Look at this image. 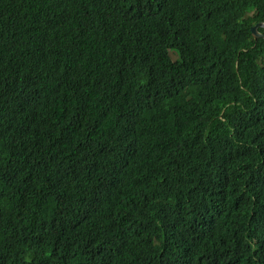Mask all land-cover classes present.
Listing matches in <instances>:
<instances>
[{
    "label": "trees",
    "instance_id": "16d2710c",
    "mask_svg": "<svg viewBox=\"0 0 264 264\" xmlns=\"http://www.w3.org/2000/svg\"><path fill=\"white\" fill-rule=\"evenodd\" d=\"M258 23L264 0H0V264H264Z\"/></svg>",
    "mask_w": 264,
    "mask_h": 264
},
{
    "label": "water",
    "instance_id": "95a60500",
    "mask_svg": "<svg viewBox=\"0 0 264 264\" xmlns=\"http://www.w3.org/2000/svg\"><path fill=\"white\" fill-rule=\"evenodd\" d=\"M259 29H264V23H258L250 29L251 35L254 39H264V35L259 33Z\"/></svg>",
    "mask_w": 264,
    "mask_h": 264
}]
</instances>
